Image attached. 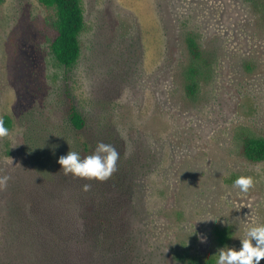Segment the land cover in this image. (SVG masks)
<instances>
[{"label": "rangeland", "instance_id": "rangeland-1", "mask_svg": "<svg viewBox=\"0 0 264 264\" xmlns=\"http://www.w3.org/2000/svg\"><path fill=\"white\" fill-rule=\"evenodd\" d=\"M84 7L81 54L66 67L51 48L54 9L0 0V120L12 118L0 137V176L10 178L0 187V221L20 222L9 213L23 209L21 199L44 210L42 228L65 223L70 205L62 201L93 187L65 174L58 159L70 150L83 157L80 140L92 133L127 151L137 194L107 189L110 247L100 248L112 263L187 264L177 258L183 252L215 264L219 248H239L248 227L264 224V161L248 159L240 139L244 131L264 137V0H84ZM191 32L204 54L194 97L186 91ZM71 106L86 117L85 131L69 121ZM240 175L254 177L246 193L233 186ZM216 227L229 228L226 243ZM16 241L13 249L33 264H88L66 240Z\"/></svg>", "mask_w": 264, "mask_h": 264}, {"label": "trees", "instance_id": "trees-1", "mask_svg": "<svg viewBox=\"0 0 264 264\" xmlns=\"http://www.w3.org/2000/svg\"><path fill=\"white\" fill-rule=\"evenodd\" d=\"M43 5L54 9L55 20L53 25L57 30V35L54 38L51 48L56 61L60 65L66 67L73 66L81 54V34L86 26V16L84 0H39ZM187 45L193 62L189 65L186 71V91L188 96L194 97L199 89V75L201 74L198 60L203 58V51L197 41L196 34L193 32L187 36ZM68 119L72 126L83 132L87 129L88 122L83 113L71 106L68 110ZM3 123L9 129L12 126V118L9 114L3 116ZM241 152L252 161H264V137H256L249 132H241ZM82 148L80 149L83 157L90 155L100 140L89 133L88 136L83 135ZM102 142L114 145L115 143L103 137ZM117 152L119 158L117 160L116 170L106 180L90 179V187H93V192H89L84 197L69 196L62 202L69 204L65 214V223L52 224L51 228L44 229L38 224V219L44 210L42 208L32 210L27 202L17 200L23 206L19 212H11L9 215L12 220L18 221V224L24 225L21 221H27L26 228H19L18 224L10 222L3 223L0 221V264H33L27 256L13 249L17 246L16 240H58L53 244L59 243L60 240H66L65 247H71L76 250V253H86L88 264H113L111 258L100 247L109 246V238L111 235L110 227L112 225L113 212L107 207L114 200L107 189L117 188L120 192L127 193L129 198L136 199L137 194L134 193V181L128 180V174L125 168L126 150L123 147H118ZM81 157V158H83ZM131 167H135L132 161ZM120 170L123 172L119 175ZM137 192V191H136ZM110 195V196H109ZM126 196V198H128ZM61 201V197L55 203ZM142 198L136 202L137 214L142 213ZM48 206H50L48 204ZM28 207V209H27ZM23 212V213H22ZM19 214V216H17ZM78 216L82 226L74 218ZM19 229L20 231H18ZM27 230V232H25ZM67 231V239L64 238L62 231ZM26 236L24 237V234ZM215 234L219 243L223 244L230 237V230L227 227H216ZM46 238V239H41ZM12 241H15L14 243ZM11 245L5 251L4 247ZM20 251V250H19ZM10 252V253H8ZM178 259L187 264H199V256L190 255L187 253H179Z\"/></svg>", "mask_w": 264, "mask_h": 264}, {"label": "clouds", "instance_id": "clouds-1", "mask_svg": "<svg viewBox=\"0 0 264 264\" xmlns=\"http://www.w3.org/2000/svg\"><path fill=\"white\" fill-rule=\"evenodd\" d=\"M9 135V129L0 120V137ZM119 153L111 144L97 142L95 150L83 158L76 151H69L58 159L65 174L74 176L106 180L116 170ZM259 170V166H257ZM10 178L0 176V187L6 186ZM254 185L252 175H240L234 180L233 186L240 192L246 193ZM89 186L85 185L87 189ZM240 247H229L225 245L217 250L215 264H260L264 259V224H256L247 228L246 238H240ZM201 242H206L201 237Z\"/></svg>", "mask_w": 264, "mask_h": 264}]
</instances>
